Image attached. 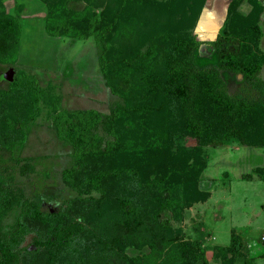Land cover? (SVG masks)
<instances>
[{"label": "trees", "instance_id": "16d2710c", "mask_svg": "<svg viewBox=\"0 0 264 264\" xmlns=\"http://www.w3.org/2000/svg\"><path fill=\"white\" fill-rule=\"evenodd\" d=\"M40 1L46 7L48 36L97 37L102 75L119 98L108 115L61 109L59 99L37 86L24 70L7 90L0 89V107L5 108L17 92L29 99L21 113L11 109L2 117L0 110V139H10L8 145L23 141L27 123L44 103L58 136L74 150L75 165L66 171L77 175L73 188L80 197L91 198L97 191L98 200L110 208L112 218L100 232H88L81 221L72 220L40 237L37 246L47 251L44 264L67 259L69 264H116L123 245L143 241L160 264H210L202 243L183 240L172 221H180L186 208L209 197L199 189L206 148L224 146L230 139L264 148L262 3L247 0L251 10L244 14L239 11L243 0L230 1L224 24L211 43L217 64L200 68L194 57L199 43L194 28L207 0ZM76 3L85 6L78 9L72 6ZM22 11L23 5L17 4L12 14L0 0L1 64L18 62ZM223 71L242 75L247 92L230 95L223 90ZM184 138L196 144L189 148L180 143ZM34 170L27 165L21 173ZM254 176L264 180V167L253 168L243 178ZM115 184L128 191L134 185L135 193L111 199ZM13 201H22V213L5 233L0 216V264H28L21 248L30 232L28 219L37 207L0 185V212ZM87 240L92 253L86 259L79 248ZM242 249L241 236L233 231L230 244L216 246L213 256L220 264H236Z\"/></svg>", "mask_w": 264, "mask_h": 264}, {"label": "rangeland", "instance_id": "374dc122", "mask_svg": "<svg viewBox=\"0 0 264 264\" xmlns=\"http://www.w3.org/2000/svg\"><path fill=\"white\" fill-rule=\"evenodd\" d=\"M5 1L6 8L12 14L17 4L28 8L18 62L10 65L0 63V89L7 90L15 75L24 70L32 75L37 86L59 99L61 109L96 110L110 114L119 98L102 75L97 37L76 39L70 36H48L41 26L44 18L39 22L38 16L31 21L28 19L33 13L30 6H35L34 10H45L40 0H36L35 4L31 0ZM72 6L81 9L85 5L76 3ZM226 7V0H207L196 23L194 35L199 43L194 57L200 68L217 64L211 43L224 24ZM45 13L37 15L41 14L42 17ZM262 18L264 31V14ZM260 49L264 53V36ZM221 74L223 90L227 93L234 95L241 90L247 92L242 75L225 71ZM261 76L264 78V67ZM18 93L7 99L5 108L0 107L2 117L9 115L11 109L15 113L26 109L28 94ZM47 113L48 108L42 103L35 119L27 123L23 141L8 145L10 139H0V142L5 143L4 146L0 144V185L10 187L21 199L37 207L32 210L33 217L28 219L30 232L21 248L28 264L46 262L47 251L40 249L36 241L42 236L47 237L64 223L81 221L88 232H100L112 218L109 205L98 200L100 194L97 191L94 190L92 197L88 198L80 197L73 188L77 175L69 176L66 171L75 165L74 150L58 136L54 120ZM2 127L5 130L6 126ZM180 143L189 148L196 144L191 138H184ZM202 155L207 165L202 171L199 189L208 192L209 197L186 208L180 221H172L173 230H181L183 240L200 241L210 264H220V260L213 256L215 248L229 245L231 233L235 231L243 241V253L237 256L236 264H264V180L257 176L252 180L243 178L253 168L264 167V148L243 146L235 139H230L224 146L206 148ZM27 165L33 166L34 172L22 174V169ZM129 187L131 191L124 190L121 184H115L109 198L125 194L132 196L135 191L131 188L136 186ZM21 213L22 201H13L9 208L5 206L2 209V233L10 228ZM169 215L171 217V213ZM150 249L144 241L125 244L117 251L114 260L116 264H135L136 261L139 264L162 263L160 258L155 259L156 253H151ZM79 252L87 259L92 253L91 242L87 240ZM166 253L167 250L164 255ZM69 262L67 259L60 264Z\"/></svg>", "mask_w": 264, "mask_h": 264}, {"label": "crops", "instance_id": "0c3cea01", "mask_svg": "<svg viewBox=\"0 0 264 264\" xmlns=\"http://www.w3.org/2000/svg\"><path fill=\"white\" fill-rule=\"evenodd\" d=\"M5 1V0H4ZM35 1L36 0H31V3H33V4H35ZM230 1L231 0H226V2H227V7H228V5H229V3H230ZM260 2L262 3V5H263V7H264V0H260ZM5 3H6V1H5ZM7 6V5H6ZM45 6V5H44ZM35 7V6H34ZM34 7L32 8L31 6L29 7V9H32V11H31V15H30V18H28L30 21L33 19V18H36L37 19V17L36 16H38L39 17V19H37L38 20V22H39V20H41V18H44L43 19V22H44V24L42 23V28H43V30L45 31V16H46V13H45V15H43L42 17H41V14H42V12H44V11H46V7H45V10H44V8L43 9H37V10H34ZM38 7V6H37ZM226 7V8H227ZM27 8H28V6H27ZM27 8H24V5H23V11H22V13H21V16H22V22H23V30H24V21H25V18L27 17L26 16V10H27ZM39 8V7H38ZM9 9V8H8ZM204 9H205V7H204ZM204 9H203V11H204ZM227 10V9H226ZM251 10V6L248 4V1L246 0H243V2H242V4H241V6H240V8H239V11H242L244 14H247L249 11ZM41 11V12H40ZM264 11V10H263ZM39 13H41L40 15H37V14H39ZM263 14H264V12H263ZM263 14H262V16H261V20L263 19L262 17H263ZM33 15V16H32ZM28 20V21H29ZM23 34V33H22ZM47 34V33H46ZM20 47H21V45H20Z\"/></svg>", "mask_w": 264, "mask_h": 264}]
</instances>
